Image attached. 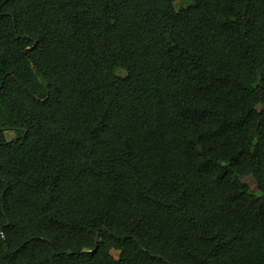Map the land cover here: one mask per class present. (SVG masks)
Returning a JSON list of instances; mask_svg holds the SVG:
<instances>
[{"label":"trees","instance_id":"obj_1","mask_svg":"<svg viewBox=\"0 0 264 264\" xmlns=\"http://www.w3.org/2000/svg\"><path fill=\"white\" fill-rule=\"evenodd\" d=\"M0 86V264H264V0H0Z\"/></svg>","mask_w":264,"mask_h":264},{"label":"rangeland","instance_id":"obj_2","mask_svg":"<svg viewBox=\"0 0 264 264\" xmlns=\"http://www.w3.org/2000/svg\"><path fill=\"white\" fill-rule=\"evenodd\" d=\"M180 5V3H177L176 4V7H178ZM14 137V134H12V133H6V138L7 139H11V138H13ZM112 255L116 258L117 257V253L116 252H112Z\"/></svg>","mask_w":264,"mask_h":264},{"label":"water","instance_id":"obj_3","mask_svg":"<svg viewBox=\"0 0 264 264\" xmlns=\"http://www.w3.org/2000/svg\"><path fill=\"white\" fill-rule=\"evenodd\" d=\"M16 39H18V36H16ZM0 88H1V86H0ZM95 240H96V242L98 241V235H96V238H95ZM49 242V241H48ZM50 243V242H49ZM158 258L159 259H162V257L161 256H158Z\"/></svg>","mask_w":264,"mask_h":264}]
</instances>
